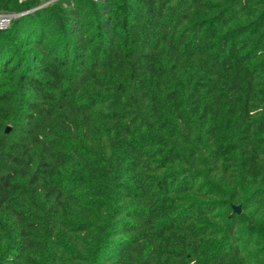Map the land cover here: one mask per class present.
<instances>
[{
  "label": "trees",
  "instance_id": "1",
  "mask_svg": "<svg viewBox=\"0 0 264 264\" xmlns=\"http://www.w3.org/2000/svg\"><path fill=\"white\" fill-rule=\"evenodd\" d=\"M0 12V264H264V0Z\"/></svg>",
  "mask_w": 264,
  "mask_h": 264
},
{
  "label": "built area",
  "instance_id": "2",
  "mask_svg": "<svg viewBox=\"0 0 264 264\" xmlns=\"http://www.w3.org/2000/svg\"><path fill=\"white\" fill-rule=\"evenodd\" d=\"M19 2H24L26 0H17ZM31 11V10H30ZM33 11V10H32ZM28 12H0V30L7 29L12 23L13 19L25 15Z\"/></svg>",
  "mask_w": 264,
  "mask_h": 264
},
{
  "label": "water",
  "instance_id": "3",
  "mask_svg": "<svg viewBox=\"0 0 264 264\" xmlns=\"http://www.w3.org/2000/svg\"><path fill=\"white\" fill-rule=\"evenodd\" d=\"M10 130H11V127H10V126H7L6 132L8 133ZM235 210H236L238 213H240V211H241L240 206H235Z\"/></svg>",
  "mask_w": 264,
  "mask_h": 264
}]
</instances>
